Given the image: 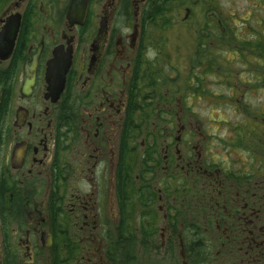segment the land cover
<instances>
[{"label":"flooded vegetation","instance_id":"af4514ba","mask_svg":"<svg viewBox=\"0 0 264 264\" xmlns=\"http://www.w3.org/2000/svg\"><path fill=\"white\" fill-rule=\"evenodd\" d=\"M244 2L0 0V264H264V113L210 118L208 131L182 100H150L145 124L132 104L139 72L158 65L147 54L158 9L218 86L264 88L259 18ZM229 97L205 100L208 111L243 114L244 96ZM128 131L145 203L123 253Z\"/></svg>","mask_w":264,"mask_h":264},{"label":"rangeland","instance_id":"374dc122","mask_svg":"<svg viewBox=\"0 0 264 264\" xmlns=\"http://www.w3.org/2000/svg\"><path fill=\"white\" fill-rule=\"evenodd\" d=\"M253 4V0H246V2L242 4V7L245 9L243 16H250L251 18L256 16L257 21L259 18V23L255 25V27L262 31L261 42L264 47V24L262 28L259 27L261 26L260 21L262 18L264 19V7L263 5L259 6V3L257 5ZM174 22H178L177 19H175ZM152 28L151 37L147 40V54L151 60H154L156 55H159V57L157 58L158 65L151 67L152 69L150 68L149 72L152 73L156 70L155 76L160 79L159 86L163 84L161 87L164 90L163 93H165L164 100H182L184 112H191L193 108L197 110L200 125L203 129H207L208 131L213 127L212 121L209 129L208 125H206L210 118H218V116H221L222 119L227 120L231 125L233 122H239L242 119H246L248 122L249 119L255 116V113H264V88H242V90H235V93L232 94L233 91L228 89V87L222 88L214 82L213 72L210 67L193 62V55L195 54L193 53V42L187 38L188 36L186 34L180 35V33H182V27L180 25H177V23L173 24L171 20H163V22H154ZM242 29H245V23ZM251 30L248 28L247 32H251ZM247 37L248 36H244L241 42L245 43L248 39ZM203 43L204 47L201 46ZM216 43L218 42H215V44ZM201 44L198 46V48H200L198 60L203 61L207 58L204 56L203 50H208L211 46L207 45V42H202ZM223 51L226 50L222 49V52ZM225 56L229 57L231 55L230 53H225ZM146 72L147 71H142V74L145 76ZM204 74L208 76L207 81L211 82L207 85L208 88L201 86L196 87V83L193 80L201 82ZM177 76L179 77L176 78ZM243 77L244 76H242V78ZM246 80L253 81L254 79L252 80L248 74ZM140 83L139 88L141 90V97L138 99L139 104L137 111L139 113H137V115L140 114L144 116L145 112L148 111L150 100H163L161 99L163 93L159 92V94L149 97L150 99L147 98L143 100V97H147L148 94L142 91L144 86L143 81H140ZM241 95L244 96L241 100H244V107L246 106V110L243 114H237L236 110L230 106L213 107L208 111L205 100L223 101L230 100L229 96H238V98H240ZM193 105L197 106L193 107ZM135 120L139 121L136 117ZM186 125L188 126L187 122ZM225 125L227 128L228 124ZM139 213H141V210H139Z\"/></svg>","mask_w":264,"mask_h":264},{"label":"trees","instance_id":"16d2710c","mask_svg":"<svg viewBox=\"0 0 264 264\" xmlns=\"http://www.w3.org/2000/svg\"><path fill=\"white\" fill-rule=\"evenodd\" d=\"M161 10H156L157 15H155L154 22L158 21L157 17L161 15ZM149 42V41H148ZM152 69V68H151ZM150 70V69H149ZM146 72L145 76L142 74V71L139 72V77L134 80L133 83V92H134V100H132V104L137 111L139 104L140 81H143V92L148 94L147 97H143V100H146L149 97L155 96L159 94V92H164L162 89V85L159 86L160 79L155 76L156 70L154 72ZM162 90V91H161ZM161 94V93H160ZM161 97V96H160ZM165 93L162 94V98L164 100ZM150 99V98H149ZM141 121V124H145L148 122V118L142 116L138 118ZM126 134V140L122 147V161L120 164L119 171V184H118V204H119V213L122 218V225L120 230L121 243L126 249L123 250V253H129L128 247H132V245L127 244L128 237L130 235H135V230L131 227L132 225L140 224L143 225V213H139V210L143 208V204L145 203V195L143 191V159L139 155H134L132 151H130V147L128 144L129 137L131 133L128 131ZM133 154V155H132ZM132 155V156H131ZM137 177L140 180H137Z\"/></svg>","mask_w":264,"mask_h":264},{"label":"water","instance_id":"95a60500","mask_svg":"<svg viewBox=\"0 0 264 264\" xmlns=\"http://www.w3.org/2000/svg\"><path fill=\"white\" fill-rule=\"evenodd\" d=\"M86 11H87V5L82 9V16H83V17H85V15H86ZM102 26H103V24H102ZM101 39H102V37L99 36L94 42H95L96 44H99V43H101ZM98 46H99V45H98ZM58 91H61V89H59Z\"/></svg>","mask_w":264,"mask_h":264}]
</instances>
